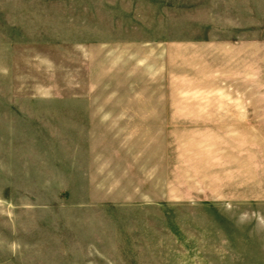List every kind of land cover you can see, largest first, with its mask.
I'll use <instances>...</instances> for the list:
<instances>
[{
  "label": "rangeland",
  "instance_id": "rangeland-1",
  "mask_svg": "<svg viewBox=\"0 0 264 264\" xmlns=\"http://www.w3.org/2000/svg\"><path fill=\"white\" fill-rule=\"evenodd\" d=\"M0 264H264V0H0Z\"/></svg>",
  "mask_w": 264,
  "mask_h": 264
}]
</instances>
